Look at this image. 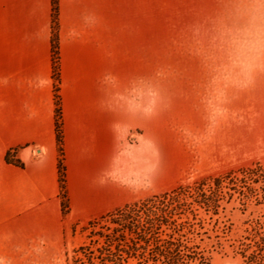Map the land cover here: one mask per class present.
<instances>
[{
  "label": "rangeland",
  "instance_id": "374dc122",
  "mask_svg": "<svg viewBox=\"0 0 264 264\" xmlns=\"http://www.w3.org/2000/svg\"><path fill=\"white\" fill-rule=\"evenodd\" d=\"M115 2V90L151 117L146 130L130 123L161 155L150 180L115 175L116 205L231 176L222 186L226 210L204 214L209 236L196 227L188 241H204L208 264H264V0ZM76 4L64 24L61 10L62 43L102 30L91 8ZM52 64L57 89L53 53ZM71 220L78 231L89 222ZM86 241L78 235L56 246L45 236L0 234V264H67L68 250ZM194 249L192 259L200 257Z\"/></svg>",
  "mask_w": 264,
  "mask_h": 264
},
{
  "label": "crops",
  "instance_id": "0c3cea01",
  "mask_svg": "<svg viewBox=\"0 0 264 264\" xmlns=\"http://www.w3.org/2000/svg\"><path fill=\"white\" fill-rule=\"evenodd\" d=\"M76 2L91 8L102 28L85 30L60 47L67 191L71 218L82 221L120 206L114 163L121 131L133 125L130 118L146 130L151 117L128 112L123 92L115 90V0H61L62 24L77 15ZM51 21V0H0V234L45 236L60 246L67 222L60 199ZM32 149L42 150L37 161ZM10 153L19 165L8 162Z\"/></svg>",
  "mask_w": 264,
  "mask_h": 264
},
{
  "label": "trees",
  "instance_id": "16d2710c",
  "mask_svg": "<svg viewBox=\"0 0 264 264\" xmlns=\"http://www.w3.org/2000/svg\"><path fill=\"white\" fill-rule=\"evenodd\" d=\"M52 2V53L54 78L60 82L61 0ZM55 126L58 150L60 199L64 220L69 223L65 239L86 236V242L78 248L69 249L67 264H208L204 241L191 244L188 237L196 232L204 238L206 229L204 214L219 215L225 211L226 196L223 183L231 176L205 178L192 186H178L158 195L135 203L113 208L89 219L87 227H81L71 220V204L67 191V169L64 147V119L59 88L56 89ZM8 162L19 165L13 154ZM227 195V194H226ZM223 249L220 244H214ZM200 257L192 259L190 249ZM215 248V247H213Z\"/></svg>",
  "mask_w": 264,
  "mask_h": 264
},
{
  "label": "water",
  "instance_id": "95a60500",
  "mask_svg": "<svg viewBox=\"0 0 264 264\" xmlns=\"http://www.w3.org/2000/svg\"><path fill=\"white\" fill-rule=\"evenodd\" d=\"M124 106L130 113H139L140 108L134 106L131 99L124 100ZM119 143L122 145L114 163L115 175L127 178L140 184L152 179L158 172L161 164V155L158 147L145 133L134 126H127L121 131ZM35 157L42 155L41 149H32Z\"/></svg>",
  "mask_w": 264,
  "mask_h": 264
}]
</instances>
